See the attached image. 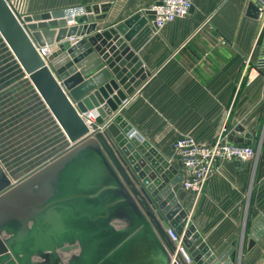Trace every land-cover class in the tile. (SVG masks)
Segmentation results:
<instances>
[{
    "label": "water",
    "instance_id": "water-1",
    "mask_svg": "<svg viewBox=\"0 0 264 264\" xmlns=\"http://www.w3.org/2000/svg\"><path fill=\"white\" fill-rule=\"evenodd\" d=\"M109 6L86 5L68 26L64 9L22 15L0 0V33L68 139L19 179L0 160V264H234L233 245L217 255L190 223L196 195L183 205L188 192L176 165L114 114L145 79L127 42L155 12L95 32ZM248 14L258 18L259 4L250 2ZM54 44L41 55L39 47ZM236 131L244 127L230 141L251 143L250 133ZM261 235L257 225L249 248Z\"/></svg>",
    "mask_w": 264,
    "mask_h": 264
},
{
    "label": "crops",
    "instance_id": "crops-1",
    "mask_svg": "<svg viewBox=\"0 0 264 264\" xmlns=\"http://www.w3.org/2000/svg\"><path fill=\"white\" fill-rule=\"evenodd\" d=\"M24 1V10H18L26 15L109 3L105 18L97 21L95 32H100L136 14L148 17L146 11L159 0ZM250 2L258 0H193L187 17L158 30L148 17L127 42L142 63L145 79L114 111L166 154L181 174L184 169L173 149L180 136L209 143L222 129L230 134L239 126L244 131H236V137L252 135L250 144L261 149L258 156L222 163L188 213L214 253L233 245L229 258H235L234 264H264V18L249 16ZM66 41L73 42L72 37ZM19 69L0 33V82L12 85ZM60 153L38 159L45 162ZM187 192L184 206L193 196ZM257 225L262 235L249 248Z\"/></svg>",
    "mask_w": 264,
    "mask_h": 264
},
{
    "label": "rangeland",
    "instance_id": "rangeland-1",
    "mask_svg": "<svg viewBox=\"0 0 264 264\" xmlns=\"http://www.w3.org/2000/svg\"><path fill=\"white\" fill-rule=\"evenodd\" d=\"M19 4L23 11L27 3ZM28 82L32 83L21 66L12 85L0 82V160L15 179L43 162L38 158L68 146L59 123Z\"/></svg>",
    "mask_w": 264,
    "mask_h": 264
},
{
    "label": "built area",
    "instance_id": "built-area-1",
    "mask_svg": "<svg viewBox=\"0 0 264 264\" xmlns=\"http://www.w3.org/2000/svg\"><path fill=\"white\" fill-rule=\"evenodd\" d=\"M13 1L24 0H11L12 4ZM258 4L259 16L264 18V0H258ZM85 7L86 5L79 4L64 9L68 26L75 23V16L86 13ZM192 7L193 0H159V3L157 1L149 8L155 12L153 28L158 30L168 22L187 17ZM25 11L21 14L24 15ZM72 40L76 41L73 37ZM43 48L39 51L42 56H45L47 50L51 48L49 46ZM90 114L91 112L88 117ZM173 149L184 169L181 188L190 191L196 197L203 192L207 182L222 163L250 161L256 158L261 151L260 148L251 144L230 141L225 128L220 131L213 142L209 143H200L192 135H182L173 143ZM167 231L177 247L185 251L182 235L178 234L172 226Z\"/></svg>",
    "mask_w": 264,
    "mask_h": 264
},
{
    "label": "bare ground",
    "instance_id": "bare-ground-1",
    "mask_svg": "<svg viewBox=\"0 0 264 264\" xmlns=\"http://www.w3.org/2000/svg\"><path fill=\"white\" fill-rule=\"evenodd\" d=\"M25 1H18V2H16V1H13V5H14V7H15V9H16V11L18 12V13H20V11L18 10L19 9V7H20V4L19 3H24ZM18 6V7H17ZM21 10V9H20ZM39 49L41 50V49H44L43 47H39ZM27 75V74H26ZM28 76V75H27ZM88 120L89 121H91L92 123H95L96 122V120H95V115H94V113L93 112H91V114L89 115V117H88ZM167 156V155H166Z\"/></svg>",
    "mask_w": 264,
    "mask_h": 264
}]
</instances>
